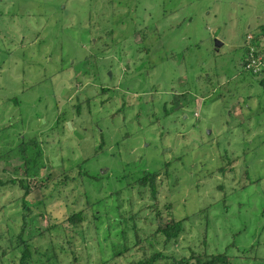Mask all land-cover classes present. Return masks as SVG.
I'll list each match as a JSON object with an SVG mask.
<instances>
[{
    "label": "rangeland",
    "instance_id": "obj_1",
    "mask_svg": "<svg viewBox=\"0 0 264 264\" xmlns=\"http://www.w3.org/2000/svg\"><path fill=\"white\" fill-rule=\"evenodd\" d=\"M261 24L264 0H0V264L20 250L2 252L20 231L12 173L32 138L50 166L29 200L43 194L54 221L87 199L104 213L100 243L93 223L85 239L65 223L60 246L68 233L83 258L108 260L127 220L132 249L111 264L143 248L264 264V86L242 65ZM158 169L155 203L130 184ZM159 211L184 220L177 241L157 231ZM27 225L30 237L46 223Z\"/></svg>",
    "mask_w": 264,
    "mask_h": 264
},
{
    "label": "trees",
    "instance_id": "obj_2",
    "mask_svg": "<svg viewBox=\"0 0 264 264\" xmlns=\"http://www.w3.org/2000/svg\"><path fill=\"white\" fill-rule=\"evenodd\" d=\"M256 32H260V34L264 35V24H261L257 29L252 30L253 35H256ZM243 47L246 53V46L244 45ZM243 59L245 60V57ZM244 60L242 62V65L244 69L247 70L244 66ZM259 82L261 83V85H263L261 81ZM169 112L170 111L166 112V114H168ZM19 150L22 167H16L14 169V172L12 174L15 175V177H18V179H15L14 177V179L10 181L14 183L18 182L21 189H23L24 191L22 196L19 198L21 199L23 204L20 231L16 234L15 237H11L10 243L8 245L2 248L3 254L8 253L12 249H20L17 250L18 252H16L15 259L13 260L14 264H63V260H70L65 264H111L112 260L116 256L125 255L130 249H132V247L128 245L127 241V229L129 228L127 225V223L129 224V222L127 220L124 224V228L120 232V235L124 238V242H113L111 247V256L108 260L99 258L100 260L98 259L96 262H92L89 257L90 255H88V257L86 258H83L79 254V249L76 243L77 238L75 236L69 235L68 233L64 234V239L66 241L65 244L67 247L65 248L64 245L60 246L57 242V238L61 236V228L65 223H68L67 225L71 226L74 231H77V233L80 234L81 238L83 239H85L86 234H88V229L90 226L89 224L93 223L94 228L96 229V235L91 240L94 242L98 240V243H100L98 236L100 235L101 227L97 225V221L101 219L104 213L102 211L96 212L95 210H93L92 205H94L95 203H91V201L87 199L85 201L86 208L72 212L70 214L68 213L66 214L67 216L63 217V219L60 221H54L55 218L52 217L51 213L47 212V209L45 207L47 206V204H45L46 198L43 194L42 199H40L39 201H35L33 198L29 200L28 198L32 194L33 180L39 181V183H34V186L41 189L40 177L43 176L45 170L50 166L49 162L45 160V153L34 138L23 142L22 145H20ZM2 156L3 155H1L0 158ZM4 159L8 161V158ZM161 171L162 169H158L155 171H144L142 175L136 178L130 185H137L140 191H142L143 188L148 187L153 196V201H155L156 203L158 192L157 187L160 182L159 178L162 175ZM74 178L75 177H72V180H74ZM2 182L3 181H1L0 179V184H3ZM40 205H44L43 210H40ZM32 206L39 209L38 213H36ZM1 210L2 209H0V211ZM89 212L91 216L89 215ZM160 213V211L157 213L158 215H160L157 218V231L161 232L165 239V243L168 244L170 242L177 241L181 233L184 231V220H176L172 216H170V218L163 217ZM36 217H38L39 219L43 218L46 225H44V227H38L37 233L34 234V236L32 235L30 237H27L26 228L29 227L27 225V222L30 220H34ZM107 228H109L110 230V234L108 236H111L112 225L109 224ZM53 229H55V232L49 234V238H47V234L50 233ZM35 238L46 240L45 245H36L34 242V240H36ZM143 240L141 238H138L135 240V244H138V242H142ZM82 243H84V240L82 241ZM144 249L145 248H143V256L139 259L130 260V264H157L160 260H165L167 264H232V261L226 253H193L188 257L182 256L181 258H178L172 255L171 257H169L161 251H153L150 256H147ZM61 258H63V260H61Z\"/></svg>",
    "mask_w": 264,
    "mask_h": 264
},
{
    "label": "built area",
    "instance_id": "obj_3",
    "mask_svg": "<svg viewBox=\"0 0 264 264\" xmlns=\"http://www.w3.org/2000/svg\"><path fill=\"white\" fill-rule=\"evenodd\" d=\"M245 46L246 57L244 66L264 85V35L260 34V32H256V35H253L252 31L249 32Z\"/></svg>",
    "mask_w": 264,
    "mask_h": 264
},
{
    "label": "water",
    "instance_id": "obj_4",
    "mask_svg": "<svg viewBox=\"0 0 264 264\" xmlns=\"http://www.w3.org/2000/svg\"><path fill=\"white\" fill-rule=\"evenodd\" d=\"M222 44H223L222 41L216 40V42H215L216 49H219L222 46Z\"/></svg>",
    "mask_w": 264,
    "mask_h": 264
},
{
    "label": "crops",
    "instance_id": "obj_5",
    "mask_svg": "<svg viewBox=\"0 0 264 264\" xmlns=\"http://www.w3.org/2000/svg\"><path fill=\"white\" fill-rule=\"evenodd\" d=\"M258 27V26H257Z\"/></svg>",
    "mask_w": 264,
    "mask_h": 264
}]
</instances>
